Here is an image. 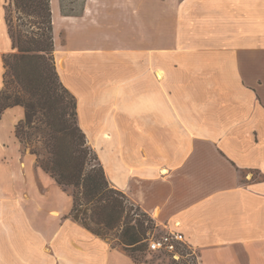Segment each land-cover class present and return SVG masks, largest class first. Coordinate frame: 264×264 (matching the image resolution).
Masks as SVG:
<instances>
[{
	"label": "crops",
	"instance_id": "obj_1",
	"mask_svg": "<svg viewBox=\"0 0 264 264\" xmlns=\"http://www.w3.org/2000/svg\"><path fill=\"white\" fill-rule=\"evenodd\" d=\"M5 5L0 89L14 50ZM51 6L57 69L109 180L183 232L198 264H264V178L240 176L264 175V0ZM24 116L0 117V264H150L69 216L70 192L16 136Z\"/></svg>",
	"mask_w": 264,
	"mask_h": 264
},
{
	"label": "trees",
	"instance_id": "obj_2",
	"mask_svg": "<svg viewBox=\"0 0 264 264\" xmlns=\"http://www.w3.org/2000/svg\"><path fill=\"white\" fill-rule=\"evenodd\" d=\"M11 5L18 15L15 23L6 12L14 50L4 57L0 117L9 107L23 106L25 116L16 125V136L36 155L37 164L70 192L69 216L134 261L145 262L138 252L152 251L148 241L158 224L109 180L80 125L78 99L57 69L51 0H11ZM187 251L180 260L165 255L187 264Z\"/></svg>",
	"mask_w": 264,
	"mask_h": 264
},
{
	"label": "rangeland",
	"instance_id": "obj_3",
	"mask_svg": "<svg viewBox=\"0 0 264 264\" xmlns=\"http://www.w3.org/2000/svg\"><path fill=\"white\" fill-rule=\"evenodd\" d=\"M5 1V6H6V12H8V14H10L12 16V18H14V22L17 23V13L15 11V7L11 5V0H2ZM66 1V5L68 7L69 10H79L81 7V3L83 0H64ZM88 106L89 104H86L85 102L80 103V113H81V120H83L84 122H86L89 119V111H88ZM91 127V126H89ZM91 131V130H90ZM24 149V148H23ZM240 176H241V180L243 182H247L249 181L252 177L253 179H263L264 175L260 174L258 172H251V171H247V170H241L240 171ZM6 209H8L7 204H3L2 202H0V212H5ZM169 230H167L165 227L159 226L158 228L155 229L153 234H164L165 232H167ZM140 255V258L145 261V262H149L150 264H185L184 260L181 261H176L173 258L165 255V254H161L155 251H149L148 248L143 251L142 253L138 252ZM189 258V263L187 262V264H198V259L195 257H186Z\"/></svg>",
	"mask_w": 264,
	"mask_h": 264
},
{
	"label": "built area",
	"instance_id": "obj_4",
	"mask_svg": "<svg viewBox=\"0 0 264 264\" xmlns=\"http://www.w3.org/2000/svg\"><path fill=\"white\" fill-rule=\"evenodd\" d=\"M149 249L162 254H169L173 258L180 260L183 251L189 248L185 254L186 257H195L196 251L186 242L183 232L178 230H169L164 234H153L148 241ZM198 258V257H197Z\"/></svg>",
	"mask_w": 264,
	"mask_h": 264
},
{
	"label": "bare ground",
	"instance_id": "obj_5",
	"mask_svg": "<svg viewBox=\"0 0 264 264\" xmlns=\"http://www.w3.org/2000/svg\"><path fill=\"white\" fill-rule=\"evenodd\" d=\"M159 75L161 76V73L159 72Z\"/></svg>",
	"mask_w": 264,
	"mask_h": 264
}]
</instances>
